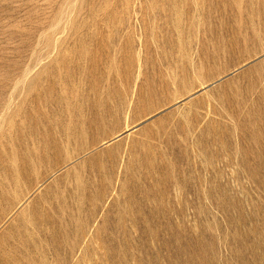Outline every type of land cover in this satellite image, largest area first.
I'll return each mask as SVG.
<instances>
[{"label":"rangeland","instance_id":"obj_1","mask_svg":"<svg viewBox=\"0 0 264 264\" xmlns=\"http://www.w3.org/2000/svg\"><path fill=\"white\" fill-rule=\"evenodd\" d=\"M0 264H264V0H0Z\"/></svg>","mask_w":264,"mask_h":264}]
</instances>
